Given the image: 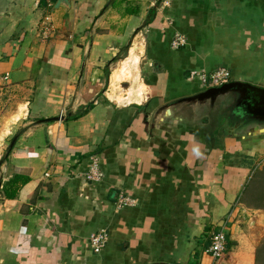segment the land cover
<instances>
[{"label":"crops","instance_id":"crops-1","mask_svg":"<svg viewBox=\"0 0 264 264\" xmlns=\"http://www.w3.org/2000/svg\"><path fill=\"white\" fill-rule=\"evenodd\" d=\"M219 66L239 84L197 97ZM0 81L27 95L0 162V264H210L223 224L215 264H257L264 0H0Z\"/></svg>","mask_w":264,"mask_h":264},{"label":"rangeland","instance_id":"rangeland-1","mask_svg":"<svg viewBox=\"0 0 264 264\" xmlns=\"http://www.w3.org/2000/svg\"><path fill=\"white\" fill-rule=\"evenodd\" d=\"M134 62L135 59H133V57H130L128 60L124 59L119 65V67H123L124 69L120 74L114 75L116 79L112 81L110 86L111 91L109 90V92L114 95H119V99H121L122 102L134 100L138 97L137 95L132 96L131 94L132 88H137L140 81L136 70L137 67L134 65ZM121 81H124L125 85H123L124 82ZM126 94L129 97L123 98ZM26 98L27 95L25 94L23 87L6 84L5 82L0 81V162L5 155V149L8 145L5 133H7L15 118H17L24 109V104L20 102H23ZM17 108L18 112L15 111ZM256 181L257 179L254 180L252 186L256 185Z\"/></svg>","mask_w":264,"mask_h":264},{"label":"built area","instance_id":"built-area-1","mask_svg":"<svg viewBox=\"0 0 264 264\" xmlns=\"http://www.w3.org/2000/svg\"><path fill=\"white\" fill-rule=\"evenodd\" d=\"M184 42V37L180 34H177L173 40V46L182 45ZM201 76L208 85L215 87V86H222L225 83H228L231 78V73L229 69L225 66L216 67L210 71H203L201 72ZM48 175V172H46ZM102 175L101 170L98 167L97 161H93L86 171V177L88 179H99ZM120 201L123 204H132L133 200L127 196H121ZM108 240V233L105 229H101L99 231L94 232L90 236V244L93 251L98 252L100 251L105 243ZM227 244V233L225 231V225L223 224L222 227L213 234L212 241L207 249V251L211 254L214 258L210 264H215L217 259L222 256L223 252L226 249Z\"/></svg>","mask_w":264,"mask_h":264},{"label":"water","instance_id":"water-1","mask_svg":"<svg viewBox=\"0 0 264 264\" xmlns=\"http://www.w3.org/2000/svg\"><path fill=\"white\" fill-rule=\"evenodd\" d=\"M238 84L239 83H225L221 87L210 88L208 91L200 93L199 95H197V97L201 98V97L207 96L208 94H213L214 92H217L221 89H225V88H228L230 86L233 87V86L238 85ZM247 86L256 90L259 94L260 99H262L263 103H264V87H257V86H253V85H249V84ZM15 140H16V135L11 140V146L14 144Z\"/></svg>","mask_w":264,"mask_h":264},{"label":"trees","instance_id":"trees-1","mask_svg":"<svg viewBox=\"0 0 264 264\" xmlns=\"http://www.w3.org/2000/svg\"><path fill=\"white\" fill-rule=\"evenodd\" d=\"M15 179H17V176ZM6 194L10 195L11 193L6 190ZM256 261L257 264H264V240L256 249Z\"/></svg>","mask_w":264,"mask_h":264},{"label":"bare ground","instance_id":"bare-ground-1","mask_svg":"<svg viewBox=\"0 0 264 264\" xmlns=\"http://www.w3.org/2000/svg\"><path fill=\"white\" fill-rule=\"evenodd\" d=\"M124 68L123 67H121V71L123 70ZM128 73H129V71H128Z\"/></svg>","mask_w":264,"mask_h":264}]
</instances>
